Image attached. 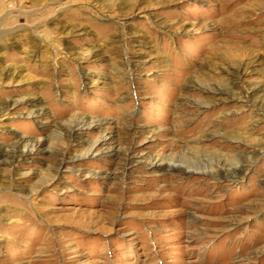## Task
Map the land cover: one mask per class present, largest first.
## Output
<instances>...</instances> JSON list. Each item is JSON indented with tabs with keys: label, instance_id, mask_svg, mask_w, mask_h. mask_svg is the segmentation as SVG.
<instances>
[{
	"label": "rangeland",
	"instance_id": "1",
	"mask_svg": "<svg viewBox=\"0 0 264 264\" xmlns=\"http://www.w3.org/2000/svg\"><path fill=\"white\" fill-rule=\"evenodd\" d=\"M0 264H264V0H0Z\"/></svg>",
	"mask_w": 264,
	"mask_h": 264
},
{
	"label": "bare ground",
	"instance_id": "2",
	"mask_svg": "<svg viewBox=\"0 0 264 264\" xmlns=\"http://www.w3.org/2000/svg\"><path fill=\"white\" fill-rule=\"evenodd\" d=\"M207 91H220V92H228L226 90H223L221 88H214V87H206L205 88ZM84 119H79L78 121H76V123H74V125L71 128H75V127H82L84 125ZM6 153V152H5ZM13 153V152H12ZM4 154V153H3ZM8 154V153H7ZM170 161H172V163L167 164L168 169H182V170H187L190 172H196L198 171V164L196 166L190 165L191 162L189 159H184L182 157H170L169 159ZM204 164L200 167V171L201 172H206V167L210 166L211 164H213L214 162L212 161V158H206L203 160ZM201 163V162H200ZM155 165H158L157 163H155ZM160 165V164H159ZM199 172V171H198ZM227 176H231L234 177L236 176V165H234L228 172H227Z\"/></svg>",
	"mask_w": 264,
	"mask_h": 264
}]
</instances>
